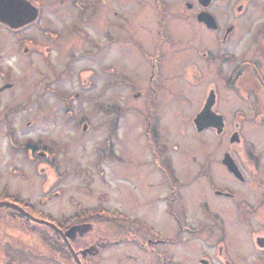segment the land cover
<instances>
[{"label":"flooded vegetation","instance_id":"af4514ba","mask_svg":"<svg viewBox=\"0 0 264 264\" xmlns=\"http://www.w3.org/2000/svg\"><path fill=\"white\" fill-rule=\"evenodd\" d=\"M116 56L137 60L120 71ZM80 60L92 67L77 71ZM41 63L53 71L54 82L39 93H71L60 94L65 108H73L79 93H93L88 71L95 65L102 66L106 91L131 84L130 75L147 80L149 93L138 89L133 96L143 107L151 168L137 165L141 190L134 204L154 217L112 208L105 194L107 203H79L74 213L95 211L99 220L91 214L79 220L71 215L68 222L45 219L60 233L2 206L20 218L0 211V264H264V0H0V123L7 148L11 155L47 158L38 172L60 177L68 171L47 145L17 140L14 130L21 103L14 93L28 92L19 87L28 86L24 77ZM65 73L80 89L63 91ZM111 75L117 78L110 81ZM175 79L203 86L184 124L213 137L197 140L194 152L166 138L161 95H174ZM113 112L101 153L123 162L113 136L126 106ZM0 202L35 209L29 198L10 194L7 184ZM124 244L138 252H109Z\"/></svg>","mask_w":264,"mask_h":264},{"label":"rangeland","instance_id":"374dc122","mask_svg":"<svg viewBox=\"0 0 264 264\" xmlns=\"http://www.w3.org/2000/svg\"><path fill=\"white\" fill-rule=\"evenodd\" d=\"M136 60L137 58L128 56L126 59L116 56L115 64L120 71L130 70ZM86 67H92L86 60L77 62V71L80 72ZM94 69L98 70L97 74L94 73ZM101 69L100 65L89 69L88 75L90 80H93V84L87 89L92 90L93 93H79L76 100L71 103L73 108H65L67 101L60 98V94L69 97L71 93H39L43 91L45 84L52 85L51 83L54 82L53 71L42 63L32 67L28 76L24 77L23 83L29 87L21 85L19 87L25 88L28 92L14 93V97L21 102L15 103L20 108L13 114L16 139L22 138L23 140L30 137L35 141L44 142L52 157L61 161L62 170L66 169L67 174L62 173L60 177L54 176L48 169L47 172L39 173L38 168L48 164L47 158L32 159L18 151H13L11 155L4 137V125L0 123V191L2 186L7 184L10 194H19L24 199L29 198L34 203L35 209L27 208V211L36 217L57 221H63L67 217L70 218L69 221H72L71 215H74L79 203L82 207H94L99 202L105 204L107 203L106 198H103L105 194L110 196L108 202L112 208L123 210L129 215L135 216V213H138L141 217H154L150 209L139 208L134 204L141 190V188L137 190L140 186L137 173L140 167L137 165L143 162L141 168L150 170V164L146 160L150 159L151 152L145 145L148 138L144 132L143 107L133 94L138 89L148 94L149 84L147 80L144 81L135 75H130L131 84L112 87L106 91ZM17 73L18 71L12 74L16 76ZM62 78L63 81L66 80L60 83L63 91L80 89L79 84L70 85L74 78L69 77L68 74L65 73ZM109 78L110 81H114L117 77L111 75ZM172 87L175 91L174 95L168 98L167 93H162L160 103L165 108L163 111L164 124L168 129L166 138L170 135L173 138L172 141H178L186 151L194 152L197 149V140L199 141L202 137H213V133L209 131L198 135L192 129L191 124L190 126L184 124L192 118L194 108L199 101L197 97L201 98L204 94L201 93L203 86H189L186 82L175 79ZM33 90L36 93H30ZM118 104H124L127 111L125 119L119 124V129L113 136L114 150L125 156L123 162L112 161L111 158L104 157L101 153L104 140L110 133L107 129L116 116L113 108ZM105 105L111 106L110 111L102 108ZM85 123L87 129L84 130ZM16 168L23 170L22 176L14 171ZM147 186L150 188V184ZM49 194L50 198L42 201L44 202L42 204L41 198ZM0 211L5 217H19L13 210ZM86 214H91L96 220L102 218L95 211ZM86 214H77L73 217L77 220L84 219L87 217ZM29 227L32 228L31 225ZM119 248L132 254L138 252L132 244L114 247L109 252L118 251ZM143 257V259H149L145 254Z\"/></svg>","mask_w":264,"mask_h":264},{"label":"water","instance_id":"95a60500","mask_svg":"<svg viewBox=\"0 0 264 264\" xmlns=\"http://www.w3.org/2000/svg\"><path fill=\"white\" fill-rule=\"evenodd\" d=\"M195 121H200V118L199 116L197 117V119ZM84 130L87 129V124L84 125ZM2 206H8V207H11L13 209H16L17 211H19L23 216L25 217H28L29 219L37 222V223H42V224H46L50 227H52L54 230L62 233V231L52 222L48 221V220H45V219H41V218H38L34 215H32L31 213H29L28 211H26L25 209H23L22 207H20L19 205L17 204H14V203H10V202H0V207Z\"/></svg>","mask_w":264,"mask_h":264},{"label":"trees","instance_id":"16d2710c","mask_svg":"<svg viewBox=\"0 0 264 264\" xmlns=\"http://www.w3.org/2000/svg\"><path fill=\"white\" fill-rule=\"evenodd\" d=\"M85 212H86V211H79L78 214H79V215L86 214ZM91 212H92V211H91ZM16 213H17V212H16ZM17 214H18V213H17ZM18 215H19V214H18ZM20 216H21V215H20ZM41 218H42V217H41ZM69 219H70V218H67V217L64 218V220L67 221V222L69 221ZM49 220H51V219H49ZM64 220H63V221H64Z\"/></svg>","mask_w":264,"mask_h":264}]
</instances>
